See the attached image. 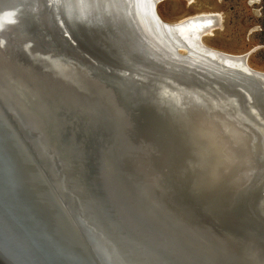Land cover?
<instances>
[{
    "label": "water",
    "instance_id": "water-1",
    "mask_svg": "<svg viewBox=\"0 0 264 264\" xmlns=\"http://www.w3.org/2000/svg\"><path fill=\"white\" fill-rule=\"evenodd\" d=\"M101 12L88 24L71 0H19L8 26L0 19V264H113L95 234L135 263L151 248L160 264H191L177 243L196 263L264 264V211L252 192L229 197L231 162L255 159L246 132L230 110H210L233 145L216 118L199 119L210 99L159 112L134 92L137 78H115V69L146 76L149 60L117 41L124 20ZM190 131L217 145L200 178L182 160Z\"/></svg>",
    "mask_w": 264,
    "mask_h": 264
},
{
    "label": "bare ground",
    "instance_id": "bare-ground-1",
    "mask_svg": "<svg viewBox=\"0 0 264 264\" xmlns=\"http://www.w3.org/2000/svg\"><path fill=\"white\" fill-rule=\"evenodd\" d=\"M17 1L19 0H0V19L5 21L6 26L16 11ZM186 1L194 6V3L196 5L199 0ZM160 2V0H149V2L147 0H71L75 14L82 16L81 9L91 7L92 11L93 9L101 10L103 16L124 20L125 25H128L126 33H119L116 39L130 50L133 49L135 53H138L137 50H144L149 60L146 65L149 70L146 76L137 73L127 75L128 72L121 69H115L112 74L118 80L137 78V86L133 87L134 92L137 91L136 94L142 99L145 98L144 100L149 104L155 105L159 112L163 111L164 106L171 107V103L175 104L182 98L188 102H197L201 109L202 104L198 101V97L199 99L208 98L212 101L213 107L200 111L199 119L209 117L214 120L216 118L214 122L218 123L216 127L219 134L234 145L231 133L219 124L220 121L217 118L219 116H208L209 111L213 109L230 110L226 112L225 118L246 132L249 139V151L253 153L255 159L246 158L244 165L238 164L237 167L233 163H236L235 160L231 162L229 177L232 188L229 197L234 199L242 192L246 194L252 192L253 201L264 211V163H260V159H264V118L254 108V103L259 104V99L264 104V71L250 64L249 57L253 51L230 53L204 42V37L212 36L215 29L222 27L223 17L220 13L200 11L177 20L166 21L158 12ZM151 9H153L155 21L149 16ZM92 11L90 16L83 13L84 23L93 22ZM106 38L111 40L110 35H106ZM72 41L77 45L74 39ZM71 50L72 53H77L75 48ZM148 88H150L149 91ZM250 90L257 96L254 102ZM238 96H241L243 102L240 109L236 103ZM207 136L211 137V135ZM207 136L204 138L190 131L187 134L183 133L181 137L191 153V156L186 158L182 156V160L191 170L200 172L198 178L208 171L213 162V154L217 156V151L212 148L217 145L212 137ZM206 139L208 141L211 139L212 142L208 143ZM210 143L213 145L211 146ZM254 157L250 155L251 159ZM237 180H240L241 184L236 185ZM102 236L104 237L103 234L93 235L95 244L104 253L111 255L113 264H141L116 256L110 251L107 241ZM160 244L167 248L171 245L164 241ZM172 245L184 261L187 257L191 260V264H211L205 259L196 263L194 258L198 257L191 256L185 247L177 243ZM143 254L148 263L142 264H160L161 255L156 250L143 249Z\"/></svg>",
    "mask_w": 264,
    "mask_h": 264
},
{
    "label": "rangeland",
    "instance_id": "rangeland-1",
    "mask_svg": "<svg viewBox=\"0 0 264 264\" xmlns=\"http://www.w3.org/2000/svg\"><path fill=\"white\" fill-rule=\"evenodd\" d=\"M160 1L158 12L166 21L200 11L220 13L222 27L215 29L212 36L204 37V42L230 53L253 51L250 64L264 71V0H199L194 6L186 0Z\"/></svg>",
    "mask_w": 264,
    "mask_h": 264
}]
</instances>
